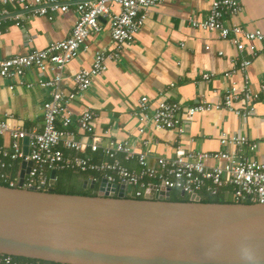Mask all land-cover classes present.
Masks as SVG:
<instances>
[{
	"label": "crops",
	"instance_id": "0c3cea01",
	"mask_svg": "<svg viewBox=\"0 0 264 264\" xmlns=\"http://www.w3.org/2000/svg\"><path fill=\"white\" fill-rule=\"evenodd\" d=\"M212 1L160 0L148 9L147 17L133 40L122 45L116 58L108 56L115 50L109 21L100 18L101 29L89 34L85 46L66 64L60 81L65 93L73 90L72 75L75 71L89 68L96 51L105 54V69L93 78L87 89L72 99L69 109L74 116L86 109L93 110V134L99 137L101 147L109 139L128 141L133 155L124 159L121 153L117 154L126 167L139 168V152H145L147 165L155 167L156 158L173 156L177 145L184 150H219L222 147L218 141L221 131L244 134L249 142L256 143L254 149L245 148V151L257 160H264L262 100L253 102L254 110L246 117L224 108L195 113L185 123L182 133L154 129L150 124L146 125L143 134L137 131L139 123L135 111L142 95L147 96L151 108L159 99H166L177 101L184 110L199 98L219 102L223 91L231 86L241 88L246 84L251 90H256L264 79L263 42L240 38L243 47L238 50L233 42L221 38L216 30L190 25L191 18L206 16ZM68 3L67 10L52 12L50 19L16 5H1L9 13L0 21V58L43 48L68 36L77 18L73 3ZM239 3V12L225 14L224 23L247 30L263 29L264 0H239ZM111 10L117 12L119 6L113 4ZM15 11L20 17L19 24L11 15ZM240 59H248L250 63L240 68ZM203 74H209V79H203ZM50 76V71L43 74L44 78ZM39 77L36 70H27L17 79L0 78V120L10 127L25 130L42 128L41 106L50 98V89L37 84ZM233 106L243 109L246 103L239 99L233 102ZM77 137L84 141L90 138L80 129ZM142 137L148 139L147 147L141 144ZM9 145L10 136L5 132L0 135V146L7 148ZM63 150L66 154L73 153ZM79 155H88L95 161L107 160L100 149L93 152L87 147ZM13 161L17 162L16 183L21 159L8 162ZM205 163L211 165L213 161L207 159ZM217 163L222 164V161ZM90 177L82 179V182Z\"/></svg>",
	"mask_w": 264,
	"mask_h": 264
},
{
	"label": "built area",
	"instance_id": "2783aa9c",
	"mask_svg": "<svg viewBox=\"0 0 264 264\" xmlns=\"http://www.w3.org/2000/svg\"><path fill=\"white\" fill-rule=\"evenodd\" d=\"M160 0H0L1 5H16L28 9L32 14L51 18L56 10H67L72 2L77 18L71 32L63 39L52 41L43 48H34L24 54H15L0 58V78L17 79L27 70H36L40 73L37 84L49 88L50 98L42 103L43 124L40 130H25L10 127L0 120V135L7 132L10 136V145L0 146V179L6 180L7 175L2 171L6 160L30 159L31 165L25 175L23 186L37 190L52 188L56 181V172L65 169L98 173V177L91 176L95 181L104 177L108 182L115 183L117 188L133 187V194L139 196L146 190L160 186L168 189H178L186 195L207 192L214 195L222 191L235 202L249 200L251 203L264 204V160H257L245 151L254 149L255 142H249L244 134L227 133L221 131L218 137L219 150L202 151L184 150L177 145L173 156L156 158V166L149 167L146 163L145 152L137 154V170L130 169L121 163L117 154L121 153L124 159L133 155L128 141L109 139L101 147L99 137L93 134V120L95 113L86 109L73 115L69 103L93 82V78L105 69V54L96 51L89 68H80L72 75L73 90L65 93L60 87L62 72L66 64L77 55L79 49L85 46V39L92 32L101 29L100 18L109 21L110 37L114 43V52L108 55L116 58L122 45L130 43L136 32L147 17L148 9ZM113 4L119 6L117 12L111 10ZM240 10L239 0H213L206 16L202 19L191 18L190 25L196 28L216 30L223 39H229L238 50L242 49L240 38L258 40L264 43V28L247 30L238 25H226L225 14L234 15ZM0 7V21L5 14ZM11 15L15 23H20L19 14L15 11ZM264 54V48L262 49ZM250 63L248 59H240L239 66L244 68ZM51 72V76L44 78L43 74ZM202 78L209 79V74ZM30 86V83H26ZM11 86H9L10 88ZM243 100L246 106L243 109L233 106L236 100ZM264 102V79L256 90H251L246 84L241 88L231 86L226 88L217 103L199 98L193 104L182 110L177 101L159 99L151 108L147 96L138 99L136 116L138 119L137 131L143 134L146 125L150 124L158 130L185 131V123L198 112L224 108L241 117L248 116L253 110V102ZM80 129L90 137L88 141L77 137ZM27 137L28 153H22V140ZM141 144L147 147L149 141L142 137ZM227 146L231 147L230 149ZM95 152L99 149L106 156L105 161H95L88 155H79L85 148ZM63 149L73 151L65 153ZM147 149V148H146ZM210 159L213 164L207 165ZM221 160L222 164L217 163ZM51 171L54 175L50 176ZM9 181V186H15ZM0 264H47L39 259L20 262L11 255L0 253Z\"/></svg>",
	"mask_w": 264,
	"mask_h": 264
},
{
	"label": "water",
	"instance_id": "95a60500",
	"mask_svg": "<svg viewBox=\"0 0 264 264\" xmlns=\"http://www.w3.org/2000/svg\"><path fill=\"white\" fill-rule=\"evenodd\" d=\"M30 165L22 158L16 185H0L1 254L60 264H264V204L195 193L172 201L163 186L130 198L104 177L82 182L94 195L37 190L23 186Z\"/></svg>",
	"mask_w": 264,
	"mask_h": 264
},
{
	"label": "trees",
	"instance_id": "16d2710c",
	"mask_svg": "<svg viewBox=\"0 0 264 264\" xmlns=\"http://www.w3.org/2000/svg\"><path fill=\"white\" fill-rule=\"evenodd\" d=\"M6 165L5 167L2 168V171L7 175L6 180L0 179V185H9V181H14L15 182V176H16V170H17V162L13 161L8 162L7 160L5 161ZM7 168V170H6ZM89 176H94L98 177V173L96 172H88V171H79V170H74V169H65L62 171L56 172V181L52 185V188L55 192H61V193H75V194H89V195H94L95 194V189L96 188H83L82 187V179L89 177ZM126 197L130 198H142V195L135 196L133 194V187L130 186L127 188V191L125 193ZM200 198L201 201L203 202H219V203H231L235 202L230 195L219 191L218 193L214 195H210L207 192H200ZM188 199V195L184 194L181 195L180 191L178 189H171L170 191V200L172 201H185ZM15 259L19 260L20 262H25L27 260H32V258H26L22 256H13ZM41 262H45L47 264H60V263H55L51 261H43L39 260Z\"/></svg>",
	"mask_w": 264,
	"mask_h": 264
}]
</instances>
